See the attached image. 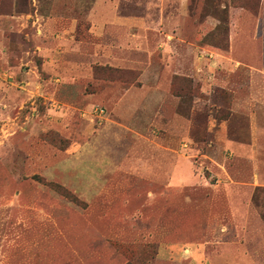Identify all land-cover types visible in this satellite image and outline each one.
<instances>
[{
    "label": "rangeland",
    "instance_id": "obj_1",
    "mask_svg": "<svg viewBox=\"0 0 264 264\" xmlns=\"http://www.w3.org/2000/svg\"><path fill=\"white\" fill-rule=\"evenodd\" d=\"M0 264H264V0H0Z\"/></svg>",
    "mask_w": 264,
    "mask_h": 264
}]
</instances>
